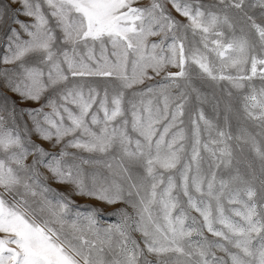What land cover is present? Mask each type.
Returning <instances> with one entry per match:
<instances>
[{
    "label": "snow or ice",
    "instance_id": "snow-or-ice-1",
    "mask_svg": "<svg viewBox=\"0 0 264 264\" xmlns=\"http://www.w3.org/2000/svg\"><path fill=\"white\" fill-rule=\"evenodd\" d=\"M8 21L0 264H264V0H0Z\"/></svg>",
    "mask_w": 264,
    "mask_h": 264
},
{
    "label": "rangeland",
    "instance_id": "rangeland-1",
    "mask_svg": "<svg viewBox=\"0 0 264 264\" xmlns=\"http://www.w3.org/2000/svg\"><path fill=\"white\" fill-rule=\"evenodd\" d=\"M147 2H148V0H140L141 5L146 4ZM204 2L205 3H210V2H212V0H204ZM13 7L14 8L15 7H19V5H14ZM252 11L256 13L257 19L259 20V9L258 8L257 9H253ZM18 18H19V20L25 21V22H27L29 20L28 17H25L23 15H20ZM181 19H183V18H181ZM9 27H14V28H17V30H19V25L11 23V21H8L7 23H0V57H2L5 54V51H6V49H5L6 35H7ZM149 39H150V41L158 40L159 37H150ZM4 67H12V66L11 65L0 64V68H4ZM171 70L175 71L176 69H171ZM160 79H161L160 77H156L154 80L146 81L145 85H139V86H137V89L144 88L147 84H155ZM86 80H87L88 84H92V85L96 86L100 90H103L105 87H108L109 90H111L112 82L108 78H86ZM7 94L11 97L12 100L17 101V104H18V106L20 108H34V107H38V105L35 104L32 101L21 102L19 97L16 96L14 93L8 92ZM206 111H207V108H206ZM24 119L27 120L28 117L25 116ZM186 122H187V120H186ZM233 131H235V127L233 128ZM33 139H37V138L34 136ZM37 142L41 143L46 149H50L51 148V145L48 144L47 142L39 141V140H37ZM72 151H75V150H72ZM84 155L87 156L88 154L84 153ZM86 167H88V166H86ZM89 170H91V169H89ZM101 171H105L106 172V169L101 168ZM47 183L49 184V186L51 188H53V189H55V190H57L59 192H63L65 194L70 195L71 198L75 201L76 205H92V206H96V207L102 208L103 211L100 214V220H101V224L103 226H107L108 224H112V223H117L118 220H119V217H117L114 214L110 215V213H115V211L117 209L125 207V205H123L121 203H118V204H115V205H106V204H102L101 202L96 201L94 199H89L87 197L74 195V194H72L71 188L69 186L63 185V184H58V183H56L55 181H53L51 179H49L47 181ZM80 210L83 211L84 208H81ZM191 215H194V216L198 217V214L195 213L194 211L191 213ZM133 236L136 237L137 239L140 238L139 237V233H133Z\"/></svg>",
    "mask_w": 264,
    "mask_h": 264
}]
</instances>
